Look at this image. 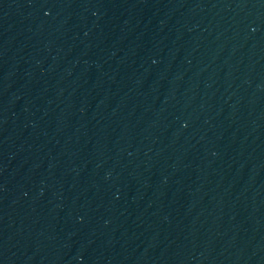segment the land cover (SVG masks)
<instances>
[{
  "label": "water",
  "instance_id": "water-1",
  "mask_svg": "<svg viewBox=\"0 0 264 264\" xmlns=\"http://www.w3.org/2000/svg\"><path fill=\"white\" fill-rule=\"evenodd\" d=\"M0 264H264V0H0Z\"/></svg>",
  "mask_w": 264,
  "mask_h": 264
}]
</instances>
